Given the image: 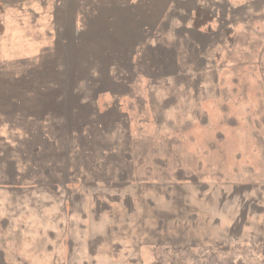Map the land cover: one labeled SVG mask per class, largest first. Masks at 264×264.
Wrapping results in <instances>:
<instances>
[{
	"label": "rangeland",
	"instance_id": "rangeland-1",
	"mask_svg": "<svg viewBox=\"0 0 264 264\" xmlns=\"http://www.w3.org/2000/svg\"><path fill=\"white\" fill-rule=\"evenodd\" d=\"M0 264H264V0H0Z\"/></svg>",
	"mask_w": 264,
	"mask_h": 264
},
{
	"label": "water",
	"instance_id": "water-1",
	"mask_svg": "<svg viewBox=\"0 0 264 264\" xmlns=\"http://www.w3.org/2000/svg\"><path fill=\"white\" fill-rule=\"evenodd\" d=\"M90 102H92V101H90Z\"/></svg>",
	"mask_w": 264,
	"mask_h": 264
}]
</instances>
